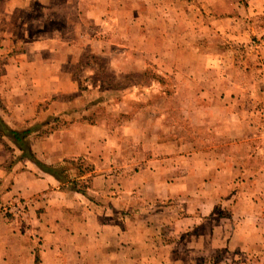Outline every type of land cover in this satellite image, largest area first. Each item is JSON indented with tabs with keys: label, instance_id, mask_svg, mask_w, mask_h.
Returning a JSON list of instances; mask_svg holds the SVG:
<instances>
[{
	"label": "crops",
	"instance_id": "1",
	"mask_svg": "<svg viewBox=\"0 0 264 264\" xmlns=\"http://www.w3.org/2000/svg\"><path fill=\"white\" fill-rule=\"evenodd\" d=\"M84 42L118 74L172 76L173 95L153 82L119 126L90 119L70 68ZM0 60L3 120L63 118L32 151L92 165L85 194L30 161L0 170V264H264V0H0Z\"/></svg>",
	"mask_w": 264,
	"mask_h": 264
},
{
	"label": "rangeland",
	"instance_id": "2",
	"mask_svg": "<svg viewBox=\"0 0 264 264\" xmlns=\"http://www.w3.org/2000/svg\"><path fill=\"white\" fill-rule=\"evenodd\" d=\"M36 14L40 15V12H37ZM86 27L88 30L86 33L88 35L94 36L95 32L99 31L100 36H103L105 38L108 37L112 39L111 34L108 31H105V32L102 31L100 25L87 24ZM113 34H116V32H114ZM87 38L89 39V37ZM211 42L213 44H218L219 39L214 38V40H211ZM19 45L20 44L17 45L18 48L20 47ZM114 47H117V45H115ZM118 48L123 49L122 46H119ZM124 49L128 50L127 48H124ZM112 52L114 53L115 50ZM76 53H80L79 59L78 61H76V63H73L70 66V68L72 69L74 76H76L78 79L81 80V83H80L81 90L79 89V93L83 92L87 95V98H86L88 101L87 104H90L92 102L91 103L92 111H90L89 113L91 114L90 119L96 120L97 118L101 117L105 120L107 125L111 128L112 127L115 128V126H119L126 120L125 116H120L121 115L120 114L121 112H119L120 109L124 108V111L125 112L128 111V113H131L132 111V108L130 107H131V104L135 102L137 95L135 94L134 90H132V92L129 94H124L126 91H128L127 88L130 82L139 81L143 79V82L146 84H151L153 82H155L156 84V82L158 81H156L155 78H157V79H160L161 83L160 84L157 83L156 86L164 87V90L167 92L168 94L167 96L169 98L170 96L173 95V92L175 91V88H174L175 82H174L173 77L167 76V75L161 76L159 73L155 71V69L151 65H147L146 70L144 71L141 70L139 72L132 73L133 78L129 79V78H124V76L127 75V73L118 74L115 70L112 69L113 67L110 66L112 63L111 55L98 56L100 57V60L97 61L98 63H100L98 64L99 66H96L95 63L90 64V62H93V61L89 59V55L93 53L91 52V49L89 45L87 44V42L86 43L84 42L82 49L80 51L78 50ZM130 54H133V53H130ZM124 55L125 56L123 58H127V55L129 54L126 52ZM133 59L135 58L133 57ZM136 62L137 60H135L133 63H136ZM0 63H1V60H0ZM87 63H89L88 64L89 66H86ZM140 66L143 68L145 64L142 63V61H140ZM91 67L92 68L96 67L98 69V70L94 69V71L97 72L96 74L94 71H92ZM112 74L119 76V78L115 80V84L118 85V90L116 91H109L108 89H106L105 85L106 83H108L109 80H105L104 87L102 86V82H101L102 81L101 78L107 79ZM88 85L89 86L91 85L93 89L88 88ZM95 86H96V89L94 88ZM156 86L154 87V89L150 88L147 91V94L141 97L142 100H141V103L139 102L140 104L144 105V102L145 103L151 102L156 96L159 95L158 93L155 94L156 93L155 91H157L156 89H158L156 88ZM60 96L62 98L66 97V95H59V96H55V98H59ZM113 97H115L114 99H117V100L113 101L114 100ZM95 101L102 102V104L98 102V105H96ZM155 107H156L155 110L158 111L162 106L160 103H158L156 104ZM47 120L49 121V124L47 126L38 127L36 129V132L30 135L29 142H30L31 147L35 144V142H38L40 139L45 138L50 133V132L48 133H45V132L50 130L51 127L52 128L55 127V129H57L59 127H63L67 125V121H65L63 118L55 117V118L47 119ZM32 123H37V122H34L32 120L25 121L18 125H15V127L16 126H31ZM202 128L203 127L201 126L200 127L201 133H202ZM203 133L207 135L206 130H204ZM18 155H19V152L10 143H6L5 145L0 144V159L2 161L0 163V170H7V169L9 170L8 166L10 163H13L12 166L16 164L18 165V168L24 169L26 167V162H29V161L17 160ZM78 159H81L83 161V164H80L81 165L80 170H78L77 168V165H78L77 159H65L57 167H62L65 171H67L66 172L67 176H70L71 180H75V179L77 181L84 180L90 176L91 171L90 172L85 171L82 176H78L80 171L82 170L84 171V168L86 165H89L90 167H92V165L83 158H78ZM87 188H86V191H87ZM22 201L24 202V200H20V199L14 200V198H10L9 200L5 202H1L2 203L1 205L2 215L8 220H14L15 225H17L18 227H21L23 225H26V226L28 225V217L27 216L25 217V214L27 213L28 208L27 206H25V204L22 203ZM247 258H248L247 261L250 262L249 264H252L251 261L253 259L254 260L257 259L255 255H253L251 259H249V257Z\"/></svg>",
	"mask_w": 264,
	"mask_h": 264
},
{
	"label": "trees",
	"instance_id": "3",
	"mask_svg": "<svg viewBox=\"0 0 264 264\" xmlns=\"http://www.w3.org/2000/svg\"><path fill=\"white\" fill-rule=\"evenodd\" d=\"M89 59H91L93 62L91 63H95L96 66H99L97 61L100 60V57L95 56V55H89ZM80 62V61H79ZM89 63L86 64V66ZM92 71H94V69L96 70L97 68L94 67L92 68ZM98 70V69H97ZM95 72V71H94ZM97 72H95L96 74ZM163 76V75H161ZM76 77V76H75ZM119 78V76L112 74L109 78L105 79V78H101V82H102V86L104 87V83L105 80H109L108 83H106L105 87L106 89H108L109 91H116L118 90V85L115 84V80ZM124 78H133V74L129 73L127 75L124 76ZM156 81L160 82V79L155 78ZM79 82L81 83V80L78 79ZM133 81V80H131ZM119 84V83H118ZM151 88V84H146L143 82V79L139 80V81H134V82H130V84L128 85V88L124 94H129L132 92V90H134L135 94L137 95V98L135 100V102L133 104H131L132 111L131 113H124L121 112L120 116H125V119L127 120L128 118L131 117V114L134 112H137L139 110H141L142 108H144L147 103L144 102V105L140 104L141 100H142V96L147 94V91ZM79 89L81 90V84L79 85ZM123 94V95H124ZM115 97H113L114 99ZM98 100V99H96ZM117 99H114L113 101H115ZM96 102V101H95ZM99 102V101H97ZM119 102V100H118ZM140 102V103H139ZM127 104V103H126ZM49 124V121L46 120L44 122H37V123H32L31 126H10L9 124H7L3 118L0 115V144H6V143H10L11 145H13V147L19 152V155L17 157V160L22 161V160H27L32 162L33 164H35L39 169H41L43 172H46L48 174L53 175L55 178H57L58 180H66L67 183L69 184V188L76 190L77 192L86 193V188L90 185V178L91 176H89L88 178L84 179V180H80L77 181L75 180H71L70 178L68 179L67 175L64 174L65 170L62 167H55L53 165H48L46 163H43L42 161H40L37 156L35 155V153L32 151L31 149V145L29 142V138L30 135L34 132H36V129L38 127H44L47 126ZM55 129L54 128H50V130L46 131L45 133L51 132ZM78 160V165L77 168L78 170H80V164H83V161L81 159H77ZM13 163H10L8 168H10L12 166ZM90 172L92 171V167H90L89 165H86L84 168V171H80L78 176H82L84 172ZM66 178V179H65Z\"/></svg>",
	"mask_w": 264,
	"mask_h": 264
}]
</instances>
